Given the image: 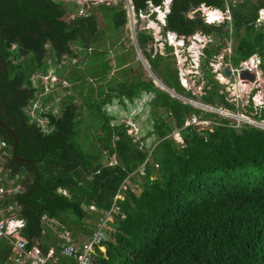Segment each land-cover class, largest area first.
<instances>
[{
  "label": "trees",
  "instance_id": "obj_1",
  "mask_svg": "<svg viewBox=\"0 0 264 264\" xmlns=\"http://www.w3.org/2000/svg\"><path fill=\"white\" fill-rule=\"evenodd\" d=\"M133 2L137 13H149L150 5L164 9L165 0ZM204 6L228 11L230 19L208 24ZM78 11L74 0H0V70L1 61L7 66L0 76V121L19 141L15 153L13 134L0 125V141L9 146V155L0 156V177L21 178L24 190L4 206H14L16 218L26 221L13 238L27 243L28 250L47 254L55 249L60 256L63 240L46 218L81 240L92 236L117 207L120 214L108 224L111 230L103 242L106 252L97 249L95 264H264V130L247 125L238 130L231 120L174 98L146 80L144 71H134L133 46L129 56H117L114 66L105 38L118 41L126 28L128 14L121 4H101L91 18L67 21ZM207 11L211 22L219 19V11ZM262 11L264 0H172L162 26L165 42L169 33L184 37L187 46L196 35L210 38L201 65L207 80L203 104L239 110L223 93L211 67L229 42H235L233 55L227 57L232 66L259 56L264 74ZM100 12L107 24L104 30ZM138 41L168 89L198 99L182 85L173 47L165 43V54L155 52V37L148 32L140 33ZM90 51L94 54L87 60ZM84 57L85 73H80ZM67 59L78 62L74 70ZM94 61L99 63L95 70ZM51 69L75 86L83 78L106 81L114 70L124 71L123 81L112 78L100 88L99 101L86 105L95 131L87 149L80 142L86 107L79 108L78 96L66 94L59 114L43 112L45 128L29 111L45 93L35 77L47 76ZM143 93L155 95L154 125L144 146L131 134V126L114 125L116 119L105 111L116 99L125 105L124 100L134 103ZM55 99L51 95L48 101ZM245 111L264 121V106L256 107L253 100ZM193 118L214 121L213 128L186 127ZM176 131L184 144L171 137ZM114 157L117 165H105ZM142 167L145 174L140 173ZM128 182L142 193L129 188ZM0 247L6 249L2 264H12L9 242L1 240ZM58 264L77 263L61 256Z\"/></svg>",
  "mask_w": 264,
  "mask_h": 264
},
{
  "label": "rangeland",
  "instance_id": "obj_2",
  "mask_svg": "<svg viewBox=\"0 0 264 264\" xmlns=\"http://www.w3.org/2000/svg\"><path fill=\"white\" fill-rule=\"evenodd\" d=\"M80 1V5L84 2V0H78ZM90 1V0H87ZM93 1H98L99 4L96 6H99L100 4H117V3H122L124 4V0H93ZM168 4V2H167ZM205 14L209 15V12L207 9L204 10ZM150 18H146L144 20L140 21V26L145 25L149 27L148 32L155 34V37L157 38V41H161V45H156L155 46V52L160 51L162 54L166 53V46H165V39L162 38V25H163V17L165 16L164 14L160 13V16L156 15V19L154 20L152 17V13L150 14ZM193 16V14L191 15ZM230 12H223L220 11V15H216L218 17L216 20L217 24H221L224 22L225 19L229 18L230 19ZM98 17L100 20V25H101V30H104L107 26L106 21L104 19L103 14L100 12L98 13ZM151 20L156 21L151 22ZM211 21V17H210ZM214 22V21H212ZM154 32V33H153ZM179 39V38H178ZM195 40L190 39L191 45L187 46L186 43L176 41V35L171 37V41L168 42V45L174 48V53L173 55L175 56V59L177 61L179 70H180V78L182 85L188 90L193 93L194 96H197L198 99H193V98H187L184 96H180L175 93V91L168 89L162 82V80L153 72L152 68L150 65H148L147 60L138 55L136 52L134 54L136 55V61L133 63V68L136 73L140 71H144L146 80H153L156 82V84L160 87L165 88L167 92H169L172 96L176 97L177 99L181 100L185 104H190L196 108H200L206 112H212L215 114H218L219 116L223 118H227L231 120L233 123L237 125V129L241 130V126L244 124L243 121H246L247 118V113L245 111L246 106L250 104L252 101L253 97V103L256 106L258 105L261 101L264 100V78L259 74L258 78V83L253 84L250 83L249 90L247 91H241L239 88H236L240 84V81L236 77H227L224 72L226 68L231 67L232 65L227 61V57H230L233 55V47L235 42H229L228 47L223 50V53L221 56H219L217 59L212 60L211 67L213 68V73L216 74V79L219 80L220 84L223 86V93L228 94L229 99L232 102L236 103L237 108L239 109L236 112L229 111L225 108H213L209 106H204V104L201 102V97L204 95V88L205 85L207 84V80L205 79L204 72L202 69V55H203V49L206 44L210 42V39L203 36V35H198ZM106 40V46L107 49L109 50V55H108V60H112L114 63V66H116L115 61L117 60V56L119 54L122 55H128L129 52L131 51L130 48L133 44L132 38H131V33L130 31H123L122 34L120 35V39L117 41L114 38H105ZM179 43L181 45H179ZM167 44V43H166ZM184 44V45H183ZM114 46V47H113ZM122 47H126V51L121 50ZM130 50V51H129ZM94 52L90 51V55L88 56L87 60H89L93 56ZM121 55V56H122ZM52 57H49V60ZM87 60L84 58H81L80 62L84 63L82 68H78V72L85 73L84 69L86 68ZM67 63H73L71 65V71L74 70L73 65H76L78 62L74 61L71 62L70 59L66 60ZM69 66V65H68ZM99 67V63L94 61L93 69H97ZM83 70V71H82ZM70 71V72H71ZM67 75H70V73ZM124 71H117L114 70L109 77V80H111L114 77H118L119 81H123L124 78ZM40 75L35 77L36 83L42 82V80L39 77ZM55 76V70L51 69L50 74H49V79L45 78L43 80L45 84V94H41L38 97L39 103H37L35 106H33L32 109H30V113L34 116H36L38 119L41 120L42 126L45 128L47 125V120L43 119L41 114V108L44 109V111H53L55 114L61 113L62 107H61V100L65 98L66 94H73L77 97L76 103L79 106V108L86 107V105L90 104L91 102L95 104L96 101H99V94H100V88L106 87L107 82L109 80L103 81L101 80L99 82L98 79H95L93 76H90L88 78H83V81L78 82L77 86L71 87L72 84L70 82H65L63 87L57 86L62 82V78H54ZM223 76V78H222ZM62 79V80H61ZM40 80V81H39ZM67 80V78H66ZM113 84H116V81H113ZM42 88V86H41ZM68 92H66V90ZM71 91H69V89ZM77 89V90H76ZM107 90V89H106ZM239 90V91H238ZM78 91V93L76 92ZM81 94V96H79ZM58 94V95H57ZM53 95L55 100L52 102L46 101L49 100V97ZM254 95V96H253ZM145 96V93L142 94V97ZM146 97V96H145ZM58 98V99H57ZM148 100V97H146ZM261 100V101H260ZM127 102V101H126ZM149 101H146L145 99L141 101V99H136L135 104L131 102H127V105H129V111L125 109L123 106H125L123 103H121L120 100H115L114 104H108L105 108V111L110 115L113 116L116 120L113 121L114 125H121L125 122H127L130 126L132 125V129H134L133 136L136 138H142L143 133H140V128H145V129H152L150 125L152 126L154 119L151 113V108L148 104ZM137 107L133 111L134 114L131 115V111ZM36 106L38 109L36 110ZM257 107V106H256ZM140 110H142L140 112ZM83 124L81 125V130H82V136L80 138V142L82 143L83 147L87 149V144L92 138V134L95 135L94 127H91L94 124V121L89 115V112H87V107L86 109L83 110ZM134 124H133V122ZM188 124H195L199 128V130H205V129H211L213 128L214 121H207L201 118H194L193 120H190ZM143 130V132L145 131ZM149 130L148 132H150ZM171 137H173L178 143L183 144V140H181V137L179 136V131H176ZM143 139V138H142ZM156 141H158L157 136H155ZM151 143L153 142L154 138H149L148 139ZM148 141V142H149ZM155 141V142H156ZM105 165H107V160H105ZM141 181V179H140ZM129 188H132L136 193L140 194L142 193V188L139 186H136L133 184V182H129L128 185ZM122 198V197H121ZM109 213H107L106 217L108 216ZM114 218H110V223L114 222ZM107 229H110L109 226ZM112 232V231H111ZM59 237V235H58ZM57 237V238H58ZM59 239V238H58ZM104 252H106V249H104Z\"/></svg>",
  "mask_w": 264,
  "mask_h": 264
},
{
  "label": "clouds",
  "instance_id": "obj_3",
  "mask_svg": "<svg viewBox=\"0 0 264 264\" xmlns=\"http://www.w3.org/2000/svg\"><path fill=\"white\" fill-rule=\"evenodd\" d=\"M167 2H168V4H167ZM74 3H76L77 4V6H79V11L77 12V13H75V14H72V15H70V16H68L67 17V21H72V20H78V19H88V18H91L92 16H93V9L94 8H97V4H99V2L98 1H93V0H90V1H87V0H84V2L80 5V1H78V0H74ZM119 4H121L123 7H124V9L127 11V14H128V23H127V25H126V28H125V31H127V32H129L130 31V29H129V27L131 26V25H133L135 22H136V34L135 33H132L131 31H130V33H131V38H132V41H133V44H132V46L135 48V52L138 54V55H140V56H142V57H144L146 60H147V63H148V65H150V63H149V61H148V59H147V57H146V54H145V52L142 50V54H139L138 52H137V50H136V47H135V42H137V43H139V41H138V36H139V34L140 33H143V32H148V31H150L149 30V27H147L146 25H145V27L143 26H140V21L141 20H144V19H146V18H150V14L152 13V17H153V19L155 20L156 19V17L154 18V15L156 14L157 16H158V18H159V16H160V13H162V14H164L165 16L163 17V25L162 26H164V25H166V20H167V16H168V14L170 13V11H171V5H172V0H165V2H164V9H161V8H156V7H153V5H150V9H151V11L149 12V13H137V10H136V7H135V4H134V2H133V0H124V4H122V3H117V4H109V5H119ZM101 5V4H100ZM108 5V4H107ZM132 7L134 8L133 10H132ZM205 9H207V10H215V11H222V10H220V9H213V8H207V7H203V15H204V17H205V19H206V21H207V23L208 24H215L216 23V21L215 22H211L210 21V16L208 15V14H205L204 13V10ZM83 10L85 11V13H82L83 12ZM261 14H262V16H261V20L259 21V22H261L262 23V19H263V17H264V11H262L261 12ZM99 19V18H98ZM154 20H151V22H156V21H154ZM100 21V20H99ZM150 32H148V34H149ZM154 33V32H153ZM150 34H152V33H150ZM162 38H164V36H163V29H162ZM152 35H154V37H155V34H152ZM174 35H176V34H172V33H169L168 34V36H167V43L168 42H170L171 41V37L172 36H174ZM201 35V34H200ZM198 35H196V37H197ZM196 37H194V38H196ZM205 37H207V36H205ZM179 37L176 35V41H179L180 43L181 42H183V43H186V41H185V38L183 37V38H180V39H178ZM194 38H191L192 40H195ZM207 38H209V37H207ZM210 39V38H209ZM172 42V41H171ZM179 43V45H181ZM162 43H161V41H157V38L155 37V45H161ZM187 44V43H186ZM184 45V44H183ZM191 45V44H190ZM140 46V45H139ZM207 46V44L205 45V47ZM205 47H204V49H205ZM141 48V47H140ZM204 49H203V52H204ZM202 58H203V55H202ZM255 58H258V59H260L259 58V56H254L252 59H250L249 61H247V62H244V63H242L241 64V66L240 67H238V68H235L234 66H231V67H229V68H226V69H230V70H232V73H233V78L234 77H236V78H238L239 79V81H240V83L241 82H247V83H249V85H250V83H252L251 81H249V80H242L241 79V73H242V71H249L248 69H244L243 70V66L245 65V64H247V63H250V64H252L253 63V61L255 60ZM260 61H261V64H260V66L254 71V72H251V71H249L250 73H252V74H254V75H256L257 76V80L253 83V84H256V83H258V78H259V74H261V76H263V78H264V74H263V71H262V69H261V65H262V60L260 59ZM151 66V65H150ZM225 69V70H226ZM239 70H240V72H239ZM242 70V71H241ZM224 74H225V72H224ZM226 75V74H225ZM227 76V75H226ZM49 77V75H47V76H43V77H40V79L42 80V82H40V85L41 86H44L45 87V84H44V82H43V80L45 79V78H47V79H49L48 78ZM228 77V76H227ZM54 78L56 79V78H58V79H60L59 77H57V76H54ZM229 78V77H228ZM62 80V79H61ZM40 81V80H39ZM219 81V80H218ZM65 82H68V81H66L65 79H63L62 80V82L60 83V84H58L57 86H59V87H63V85H64V83ZM155 84H156V82H155ZM157 85V84H156ZM73 86H75L74 84L71 86L72 88H73ZM157 87H159V88H161L162 90H164V91H166L167 92V90H165V88H163V87H160V86H158L157 85ZM69 89V91H71L70 90V88H68ZM65 90H66V88H65ZM66 92H67V90H66ZM169 93V92H168ZM45 94V93H44ZM144 94V93H143ZM145 94H147V93H145ZM170 94V93H169ZM72 95V94H71ZM149 95H153V98H150V101L148 102V104H149V106H150V108H151V103H152V101H153V99L155 98V95L154 94H149ZM172 96V95H171ZM174 97V96H173ZM142 98L143 97H141L140 99L142 100ZM174 98H176V97H174ZM229 98V97H228ZM60 100H62V99H60ZM252 100H253V97H252ZM121 101V100H120ZM127 100H124V102H126ZM261 101V100H260ZM129 102V101H128ZM121 103H122V101H121ZM135 103V102H134ZM133 103V104H134ZM114 104V103H113ZM112 105V104H111ZM204 106H208V105H205L204 104ZM256 106L257 107H262V106H264V100L263 101H261L258 105L256 104ZM209 107H212V106H209ZM214 108V107H213ZM38 109V107L36 106V110ZM200 109V108H199ZM202 110V109H201ZM152 111V110H151ZM204 111V110H203ZM41 112L43 113V112H46V113H48V112H50V111H44V109H42L41 108ZM206 112V111H205ZM152 113V112H151ZM212 113V112H211ZM246 118H247V120L246 121H243V125H247V126H250V127H255V128H258V129H261V130H264V121H261V120H257V119H255L254 117H251V115H247V116H245ZM194 119V118H193ZM193 119H191V120H193ZM198 118H196V120H197ZM39 122H41V120L39 119ZM133 122V121H132ZM189 122H191L190 120L187 122V124H186V127H188V126H190V125H195V124H188ZM128 126H130L127 122H125ZM47 124H48V121H47ZM133 124H134V122H133ZM122 125V124H121ZM153 125H154V122H153V124H152V126L150 125V127H152L153 128ZM242 125V126H243ZM241 126V127H242ZM141 130H140V133H143L142 135H144V136H142V138H141V140L140 141H138V142H141V145L142 144H144V142H143V140H144V138L145 137H147L148 136V131L149 130H152V129H145V128H140ZM145 129V131L143 132V130ZM134 129H132V125H131V133L133 134V131ZM179 136L181 137V140H183V138H182V136H181V134L179 133ZM15 138V137H14ZM135 138V137H134ZM18 139V138H17ZM136 141H137V136H136ZM16 141V140H15ZM183 142H184V140H183ZM2 143V141H0V144ZM5 143V142H4ZM185 143V142H184ZM183 143V144H184ZM7 144V143H6ZM15 144H16V142H15ZM8 145H7V147L6 148H4V150L2 151V152H0V156H8L9 154H8V152H7V149H8ZM118 164V161H117V159L114 157L111 161H109V162H107V165H110V166H114V165H117ZM0 172L2 173L3 172V169H1L0 170ZM140 173L141 174H145V169L142 167L141 168V170H140ZM20 180H21V178L18 176L16 179H14V180H9L8 179V175H6V176H3V177H0V188H16V187H18V186H21L22 187V185L19 183L20 182ZM128 185H129V182H128ZM24 190V188L22 187V189H21V191L20 192H22ZM19 192V193H20ZM18 194V193H17ZM65 194H67V192L65 193ZM13 195H16V194H13ZM12 195V196H13ZM11 197V196H10ZM122 196H119L118 198H121ZM9 198V197H8ZM92 210H96V208L95 207H92L91 208ZM116 211V212H114V213H112V216L114 217V215H118V214H120V211H119V209H117V207L116 208H113L109 213H111L112 211ZM18 218H16V215H15V220H17ZM25 221V220H24ZM46 221L48 222V224L50 225V227L54 230V232L57 234V235H59V239H61V240H63V244H64V242H65V240L63 239V236L65 235V233L66 232H70L71 233V235H72V237H73V239H74V243H76V244H83L85 241H87L88 240V238H86V239H81V240H78V239H76L75 238V235H74V233L73 232H71V231H69V230H67V229H63V231H60L59 230V228H60V226H55V224H53V222L52 221H49V220H47V218H46ZM26 222V221H25ZM101 223V222H100ZM99 223V224H100ZM109 224H110V222H109ZM109 226V225H108ZM98 227H99V225H98ZM25 228V227H24ZM108 230V229H107ZM20 231H22V229H20ZM19 231V232H20ZM19 232H17V234L19 233ZM91 237V236H90ZM3 239H5V238H3ZM3 239H1V240H3ZM0 240V241H1ZM6 240V239H5ZM7 242H9V241H7ZM62 244V245H63ZM10 246V245H9ZM11 247V246H10ZM12 248V247H11ZM98 249V248H97ZM103 252H104V249H106L103 245H102V247L100 248ZM96 255H97V252H96ZM96 255H95V259L94 260H96ZM13 256V251H12V254H11V257ZM11 257H10V262H11ZM68 259V258H67ZM12 263V262H11ZM13 264V263H12Z\"/></svg>",
  "mask_w": 264,
  "mask_h": 264
},
{
  "label": "built area",
  "instance_id": "obj_4",
  "mask_svg": "<svg viewBox=\"0 0 264 264\" xmlns=\"http://www.w3.org/2000/svg\"><path fill=\"white\" fill-rule=\"evenodd\" d=\"M134 8L132 7V10ZM82 13H85L83 10ZM136 22L129 27L132 33L136 34ZM136 50L139 54H142V50L139 46V43L135 42ZM261 64L260 59L255 58L252 64L247 63L243 66L244 69H248L251 72H254ZM242 71V70H241ZM240 72V70H239ZM141 138L137 137V141H140ZM144 146V144H142ZM7 147V144L2 142L0 144V152ZM22 187L18 186L16 188H0V240L5 238L9 241V245L12 247L13 256L11 257V262L13 264H58L60 257H65L68 259H73L77 264H95L94 259L97 252V248H101L103 242L108 239L107 228L112 218V211L108 216L101 221L99 224V229L88 238L83 244L74 243V239L70 232H66L63 236L65 240L62 245V252L60 256L58 252L50 250L47 254L43 251L33 249L28 250L27 243L24 241H17L13 237L26 226V222L23 219L15 220V211L14 206L6 207L4 202L8 197L13 194H17L21 191Z\"/></svg>",
  "mask_w": 264,
  "mask_h": 264
},
{
  "label": "water",
  "instance_id": "obj_5",
  "mask_svg": "<svg viewBox=\"0 0 264 264\" xmlns=\"http://www.w3.org/2000/svg\"><path fill=\"white\" fill-rule=\"evenodd\" d=\"M262 23L264 24V17H263V19H262ZM1 62H2L3 68L0 70V76H1L3 73H5V71H6V69H7L6 64H5L3 61H1ZM225 74H226L228 77H232V76H233L232 70H230V69H226V70H225ZM241 79H242V80H249V81H251L252 83H254V82L257 80V76L254 75V74H252V73H250L249 71H242V73H241ZM168 117H169V114H168V113L165 114L164 118L167 119ZM0 125L3 126V128L7 129L8 132L12 133L13 136L15 137V140H16V144H15V153H16V151H17V149H18V144H19V141H18V139H17V136L12 132L11 129H9L5 124H3L2 121H0Z\"/></svg>",
  "mask_w": 264,
  "mask_h": 264
},
{
  "label": "crops",
  "instance_id": "obj_6",
  "mask_svg": "<svg viewBox=\"0 0 264 264\" xmlns=\"http://www.w3.org/2000/svg\"><path fill=\"white\" fill-rule=\"evenodd\" d=\"M238 87H239V85L236 86V88H238ZM145 96L148 97V100L146 99ZM145 96H143L142 100L145 99L146 101H150V98H153V95L145 94ZM142 100H141V101H142ZM46 101H48V100L46 99ZM127 102H128V101H127ZM127 102H125V106H123V107L129 111V105H127ZM134 104H135V103H134ZM134 107H135V105H134ZM135 109H137V107H135V108L131 111V115L134 114L133 111H134ZM141 111H142V110H140V112H141ZM84 239H86V238H84ZM5 252H6V249L0 247V264H2V262H3V258L5 257V254H4ZM5 261H6V259H5Z\"/></svg>",
  "mask_w": 264,
  "mask_h": 264
},
{
  "label": "bare ground",
  "instance_id": "obj_7",
  "mask_svg": "<svg viewBox=\"0 0 264 264\" xmlns=\"http://www.w3.org/2000/svg\"><path fill=\"white\" fill-rule=\"evenodd\" d=\"M213 11H215V10H213ZM220 12V11H219ZM218 18V17H217ZM217 23V22H216ZM249 87H250V85H249V83H247V82H241L240 84H239V89L241 90V91H246L247 89L249 90ZM247 90V91H248ZM239 91V90H238ZM94 263H95V260H94Z\"/></svg>",
  "mask_w": 264,
  "mask_h": 264
}]
</instances>
